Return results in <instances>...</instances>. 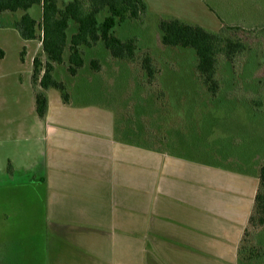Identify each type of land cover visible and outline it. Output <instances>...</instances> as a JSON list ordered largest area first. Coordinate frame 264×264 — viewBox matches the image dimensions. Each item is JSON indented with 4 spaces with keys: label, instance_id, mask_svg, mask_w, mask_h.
I'll return each mask as SVG.
<instances>
[{
    "label": "crops",
    "instance_id": "1",
    "mask_svg": "<svg viewBox=\"0 0 264 264\" xmlns=\"http://www.w3.org/2000/svg\"><path fill=\"white\" fill-rule=\"evenodd\" d=\"M56 93L46 92L29 163L16 166L31 173L47 215L61 221L51 227L46 264H238L261 165L256 176L176 173L163 153L115 139L112 114L83 102L79 90L69 104Z\"/></svg>",
    "mask_w": 264,
    "mask_h": 264
},
{
    "label": "trees",
    "instance_id": "2",
    "mask_svg": "<svg viewBox=\"0 0 264 264\" xmlns=\"http://www.w3.org/2000/svg\"><path fill=\"white\" fill-rule=\"evenodd\" d=\"M32 7L39 8V20L29 14ZM147 10L145 0H0V29H14L22 41L41 42V56L33 58L31 73L38 118L46 117L48 90L57 91L62 103H70L68 81L56 77L57 68L64 69L71 80L88 83L76 85V90L86 104L108 110L118 119L120 141L171 156L178 155V148L185 151L201 142L202 135L205 139V117L210 110L225 106L226 98L241 96L234 101L247 107L260 105L251 90L236 83L228 86L222 79V67L229 64L235 70L237 58L252 45L245 41L247 37L232 35L233 27L214 33L178 18H159L160 46L193 53L195 68H182L175 60H161L160 55L138 48L136 39L122 40L114 34L123 23L142 24ZM100 48L106 52L102 62L94 57ZM3 56L0 49V59ZM83 72H88L87 79L80 77ZM128 76L134 81L132 88H137V98L129 95L130 90L124 97L122 89L108 94L100 87V82L108 84L109 80V84L126 83ZM100 98L108 104H98ZM198 122L201 132L196 131ZM258 181L238 247V263L264 256V245L257 239L264 233V162Z\"/></svg>",
    "mask_w": 264,
    "mask_h": 264
},
{
    "label": "rangeland",
    "instance_id": "3",
    "mask_svg": "<svg viewBox=\"0 0 264 264\" xmlns=\"http://www.w3.org/2000/svg\"><path fill=\"white\" fill-rule=\"evenodd\" d=\"M28 12L39 20V8L32 7ZM159 18H178L214 33L223 27H233L232 35L247 37L245 41L252 47L247 46L237 58L235 70L229 64L222 67V79L228 86L236 83L248 88L255 94V100L260 102L255 108L234 101V97L241 96L226 98L223 102L225 106L210 110L205 117L206 140L202 135L201 142L191 143L188 150L178 148L176 156L163 153L167 161L172 162L176 173L211 168L256 176L259 165L264 162V0H155L148 6L142 24L131 21L114 29L118 38L136 39L137 47L148 49L152 56L175 60L182 68H195L190 50H169L160 46L157 31ZM0 49L5 54L0 59V264H46V257L51 253V227L61 221L47 215L42 190L31 180V173L16 167L20 162V165L28 164L31 159L29 151L39 144L34 135L39 133L38 127L42 123L34 109L31 73L33 58L41 56V42L25 43L14 29H0ZM22 50L24 57L20 60ZM94 57L104 61L105 50L97 49ZM63 70L57 68L56 77L68 81L70 92L76 90V85H88L71 80ZM81 76L87 79L88 72H83ZM127 78L126 83L124 80L113 84H109L110 80L108 84L100 82V87L108 94L122 89L124 97L126 90H130L129 95L137 98L138 94H134L137 88H132L134 81L131 76ZM239 99L236 98L237 101ZM97 101L98 104H108V100L102 98ZM100 119L103 125L109 122L107 115L102 114ZM116 122L118 119L114 116V138L121 139L123 137ZM199 122L196 131L201 132ZM13 129L19 131L12 134ZM134 163L141 165L137 160ZM176 168H186V171ZM137 169L140 170L135 167L132 172H139ZM133 203L139 206L140 200L133 199ZM53 232L56 236L57 233ZM257 239L264 245V233ZM238 264H264V256L250 263L242 261Z\"/></svg>",
    "mask_w": 264,
    "mask_h": 264
}]
</instances>
